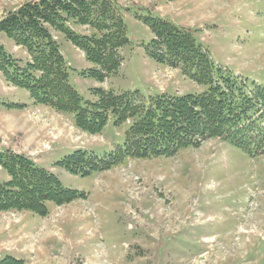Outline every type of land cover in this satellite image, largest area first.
<instances>
[{"label":"rangeland","instance_id":"rangeland-1","mask_svg":"<svg viewBox=\"0 0 264 264\" xmlns=\"http://www.w3.org/2000/svg\"><path fill=\"white\" fill-rule=\"evenodd\" d=\"M0 0V19L26 2ZM127 44L122 64L103 82L79 73L91 65L58 35L69 83L83 101L94 88L142 96L201 94L206 87L159 65L144 48L153 35L143 19L160 17L194 33L221 69L253 92L264 90V0H112ZM75 33L93 31L71 24ZM23 65L26 52L0 35ZM253 86V87H252ZM19 105L20 108H9ZM128 123L109 117L99 134L77 129L71 115L33 104L0 73V150L25 155L78 192L46 213L0 212V259L23 264H264V151L251 156L221 139H206L168 158L126 159L87 177L55 164L75 150L103 157L122 145ZM7 174L0 169V181Z\"/></svg>","mask_w":264,"mask_h":264},{"label":"trees","instance_id":"trees-1","mask_svg":"<svg viewBox=\"0 0 264 264\" xmlns=\"http://www.w3.org/2000/svg\"><path fill=\"white\" fill-rule=\"evenodd\" d=\"M120 8L112 0H37L26 2L0 19V35L28 55L21 65L0 43V73L5 82L25 90L33 104L72 116L77 129L99 134L109 117L116 125L128 123L122 145L103 157L75 150L55 165L70 175L87 177L126 159L168 158L217 138L251 156L264 151V90L253 92L229 71L221 69L194 33L160 17L143 23L153 37L147 57L178 69L191 82L206 87L201 94L142 96L138 91L116 94L94 88V100L83 101L69 83L70 69L56 41L63 35L79 50L91 69L79 74L103 82L122 64L119 49L127 44ZM71 24L91 29L75 33ZM253 87V86H252ZM20 108L11 105L9 108ZM0 212L46 213V203L61 206L77 200L74 189L25 155L0 150ZM0 264H23L6 256Z\"/></svg>","mask_w":264,"mask_h":264}]
</instances>
